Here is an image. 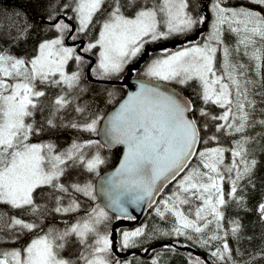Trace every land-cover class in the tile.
<instances>
[{"label": "snow or ice", "instance_id": "1", "mask_svg": "<svg viewBox=\"0 0 264 264\" xmlns=\"http://www.w3.org/2000/svg\"><path fill=\"white\" fill-rule=\"evenodd\" d=\"M249 2L259 10L229 6L226 0H72L62 7L71 8L74 17L67 19L74 18L77 27L58 20L51 25L55 38L38 42L32 56L14 55L6 47L27 39L28 24L17 23L19 14H0V264H121L107 227L113 214L134 219L129 205L153 201L181 173L176 190L156 208L162 220L173 219L170 233L162 234L214 248L213 261L195 257L186 264H254L253 254L241 262L228 243L241 238L240 221L223 227L228 205L224 184L230 185L227 195L242 207L238 190L244 181L251 183L258 163L249 145L264 138V0ZM49 18L55 19L52 12ZM97 24V37L79 52L66 45ZM206 24L202 39L197 32L188 46L165 48L151 58L144 70L147 79L110 115L79 103L86 91L81 87L83 69L90 63L85 54L97 55L89 70L98 78L118 77L147 53V45ZM226 34L234 36V48L226 43ZM237 55L247 63L237 61ZM70 62L76 70L69 69ZM167 84L193 88L204 106L197 110ZM210 106L222 111L214 114ZM69 110L79 119L70 118ZM61 125L102 132L103 142L74 141L63 151L53 142H33L45 129ZM257 128L261 132L255 133ZM222 137L230 138L229 147L220 144ZM213 142L217 146H207ZM113 146H123L122 157L110 175L102 176L107 158L101 149ZM193 158L198 164L190 167ZM75 168L99 178L98 183L66 182ZM80 195L93 202L102 195L104 205L85 207L80 218L63 228L43 226L39 217L48 211L47 202L53 203L52 212L66 216L81 212ZM258 212L264 219V203ZM147 231L144 225L122 232L120 249L135 247ZM24 237L29 239L20 243ZM152 264H159L158 259Z\"/></svg>", "mask_w": 264, "mask_h": 264}, {"label": "trees", "instance_id": "2", "mask_svg": "<svg viewBox=\"0 0 264 264\" xmlns=\"http://www.w3.org/2000/svg\"><path fill=\"white\" fill-rule=\"evenodd\" d=\"M8 0H0V14L12 17L16 14H19L21 17L20 20L17 21L18 24H28L30 31L27 32V39L22 40L15 47L8 45L12 54L17 56H32L35 54V49L38 45V42L43 39H49L56 35L54 29L51 28L49 22L55 21L58 17L63 19L64 17H74V13L71 8L65 9L63 8V4L72 3V0H10L7 4ZM226 2L229 6H240L244 5L254 10H259V7L251 4L249 0H228ZM210 5V4H209ZM52 12L55 16V19L49 18V13ZM210 16V11H209ZM71 21L75 23V19L73 18ZM99 29V25L97 24L95 28H93L89 33L84 34L86 38V44L93 41V39L97 36ZM206 31V26H203V29H197L196 32L190 33L188 35H180L174 36L168 40H161L146 46L147 53L141 56L138 60H135L133 63L138 65V68L135 73H130L131 68L135 67L133 63L129 65L127 70H125L119 78H111L109 80H125L131 77H138L140 70L143 66L147 65V63L156 56L162 54L163 49L167 48L172 51L178 50L181 47L188 45V41L196 39V33L201 32V39L206 34L202 32ZM226 43L230 48L235 47V38L232 34H226L225 36ZM95 56V55H94ZM235 59L239 62L247 63L246 57H240L237 55ZM87 67V66H86ZM82 86L86 89L82 97L79 99V103L88 104L92 111H99L101 114H106L110 109H112L117 102L124 96L125 87L120 84H105L100 82H92L87 79L86 76V68L85 75ZM180 91H182L194 104L195 108L198 110L200 107L204 105L201 103L199 96L193 90V88H183L177 85H173ZM113 93V96H109L108 93ZM52 93H49L51 96ZM211 111L214 114H219L222 110L218 107L210 106ZM70 118L79 119V117L75 113H71L69 110ZM43 115L38 114L37 120L42 122ZM257 118H259V113H257ZM261 132V129L257 128L255 133ZM97 140V134H91L87 132H83L77 129H73L70 127H65L61 125L58 129L49 130L45 129L38 136L33 137V142H53L57 145L58 149L63 151L67 147L71 145L74 141L83 142L85 140ZM230 138L222 137L220 140V144L224 147H229ZM208 147L217 146L215 142L207 145ZM205 145L203 143L200 144L199 149H203ZM261 148H264V138H261L260 143L249 145V150L254 152L255 158L257 160V166L255 168L254 175L252 177L251 183L247 181L243 182V186L238 190L237 195L244 197L243 206H238V202H234L227 194L230 189V185L228 183L224 184V192L225 198L228 200V205L225 207V220L223 221L224 229H228L231 226V221L239 220L242 229H241V238L237 241L235 239L229 238L228 243L230 246L234 248V256L241 260H247L249 258V254H253L255 256L254 264H264V252L261 250L264 249V219H261L258 206L261 203H264V151H260ZM102 155L107 158V163L102 166L101 172L109 170L113 168L121 155L122 148L116 147L112 150L109 149H101ZM230 162V154L226 153V163ZM198 164V160L194 158L191 162V166H195ZM184 175V173L172 184L167 186L165 190L160 195L156 204L147 212L143 221L135 226L128 227L122 224V219H116L115 215H113L112 221L108 224V231L112 234L114 230L115 233L120 237L122 230L136 228V226L147 225L148 231L151 235H160L162 232H166L171 230L173 227V219L171 216H168L167 219L162 220L156 214V208L162 207L161 201L167 199V197L176 190V185L180 178ZM65 181L68 183L72 182H80L84 183L91 180L93 183L95 182L96 177L92 176L84 172L81 168H75L70 171L69 175L66 176ZM80 202L82 204V210L79 213H73L69 215H62L58 213L52 212V208L54 207L51 201L47 202L48 211L44 213L43 216L39 217L42 221L43 226L45 228L50 226H57L63 228L65 222L72 223L75 222V219L80 218L84 214L83 209L85 207L90 208L94 203H99L98 200L93 202L89 198L84 197L82 195L79 196ZM44 204V201H41ZM7 211V209H5ZM15 212V210H12ZM25 219H34L25 217ZM124 222V221H123ZM155 230V231H154ZM209 234L211 232L209 231ZM29 238L24 237L20 243H25ZM182 238H164L154 242L144 241L143 238H138L136 241L135 247L133 248H151L153 245H158L156 249L151 250L157 251L165 245H169L168 242L172 241H180ZM183 243V242H182ZM219 241H213L212 244L216 245ZM15 246V245H13ZM184 251H189L196 257H200L203 260L213 261V258L210 255V252L214 250L212 247H193L187 246L183 243L184 248H178ZM186 247H190L191 249H186ZM243 254V256H241ZM125 259V258H124ZM207 260V261H208ZM172 264H175L173 261ZM179 264H185L182 259H179Z\"/></svg>", "mask_w": 264, "mask_h": 264}, {"label": "water", "instance_id": "3", "mask_svg": "<svg viewBox=\"0 0 264 264\" xmlns=\"http://www.w3.org/2000/svg\"><path fill=\"white\" fill-rule=\"evenodd\" d=\"M10 0L7 1V4L9 3ZM59 19V18H58ZM58 19L54 22H52V24L56 23L58 21ZM72 24V27L75 29V25L71 22ZM67 44L68 45H78V52L80 51L81 48H83L86 44V41L84 39H81L79 41H74V42H70V40H66ZM86 55V54H85ZM86 57L90 60V63L86 69V76H87V79L89 81H92V82H100V83H106V84H120V85H123L125 87V94L124 96L117 102V104L112 108L110 109L105 115H110L113 111H115V109L119 106V103L127 97V95L130 93V92H133V91H136L138 89V82L141 81V80H146L147 78H140V77H132V78H128L126 80H122V81H117V80H99V79H96L92 76V73L90 72V68L94 66L95 64V61L96 59L93 57V56H90V55H86ZM167 88H172L178 92H180L183 96L187 97L182 91H180L179 89H177L176 87H174L173 85H170V84H167L166 85ZM188 98V97H187ZM189 99V98H188ZM103 125V122H101V126ZM97 137H98V140H100L101 142H103V135H102V132L100 134H97ZM200 146V145H199ZM116 147H121L122 148V152H121V155H120V158L117 162V164L109 169V170H106V171H103L101 172V175L102 176H105V175H110L112 171L115 170V168L118 166L119 162H120V159L122 157V154H123V146H113L112 148H106V149H109V150H112ZM194 160V158H193ZM192 160V161H193ZM191 161V162H192ZM183 173H181L182 175ZM180 175V176H181ZM180 176H178L175 180H172L170 182H168L163 188L160 189V191L158 193L155 194V199L151 202L145 200L143 202H141L140 204L138 205H129L128 206V214L132 217H134V219H130V221H128L126 223V226L128 227H131L133 225H137L139 224L143 219L144 217L146 216L147 212L156 204V202L158 201L160 195L162 194V192L165 190V188L167 186H169L170 184H172L173 182H175ZM98 180L99 178L96 177L95 179V182L94 183H98ZM98 202L101 206L104 205V197L101 195L99 198H98ZM149 203H151V206H149ZM114 215V214H113ZM128 219V218H126ZM113 233H115V231H113ZM169 245L171 246H177L179 248H184L183 247V243L180 242V241H172V242H168ZM158 245H153L152 248H156ZM189 248V247H187ZM191 249V248H189ZM114 250H117V242H114ZM150 249H147L146 252L143 254V256H147L148 253H149ZM208 260V258H207ZM209 261V260H208Z\"/></svg>", "mask_w": 264, "mask_h": 264}, {"label": "rangeland", "instance_id": "4", "mask_svg": "<svg viewBox=\"0 0 264 264\" xmlns=\"http://www.w3.org/2000/svg\"><path fill=\"white\" fill-rule=\"evenodd\" d=\"M226 2H229V1L226 0ZM209 9H210V5H209ZM210 16H211V13H210ZM64 22H66V21H64ZM76 26H77V24H76ZM205 26H206V31H203L202 33L207 35L209 25L206 24ZM97 35H98V33H97ZM55 36H53L52 38H55ZM186 46H188V45H186ZM186 46H184V47H186ZM93 54L95 55L94 57L97 60V55L95 53H93ZM219 61H220V54H218V57H217L218 64H219ZM95 63H96V61H95ZM133 65H135V67H133V68H131V66L129 67V65H128V67L130 68V71H131L130 73H132V74L135 73L136 70H137V68H138V65L136 63H133ZM86 66L83 69L84 74H85V68H86ZM94 66H95V64H94ZM145 68H146V65L143 66V68L140 70V72L138 74L139 75L138 77H140V78H146L144 76V70H145ZM69 69L70 70H76V65L74 63L70 62ZM125 70H127V68ZM92 75H93V77H95L96 79H99V80H109V79H111V78L100 79L95 74L92 73ZM121 75H122V73L118 77H112V78H119ZM170 85H175V84H170ZM81 87L84 88V86H82V85H81ZM138 227H141V224L138 225V226H136V228H138ZM136 228L124 229V230H122V232H124V231H134ZM170 231L171 230H168L166 232H169L170 233ZM162 233H160V235H151L150 232L147 231L146 238H143V240L144 241H147V242H150V241L151 242H154V241H157V240H160V239H164V238H178L175 235L169 234V235L165 236ZM114 234L115 233L112 232V237H113V252L114 251L116 252V251H118V248H119L121 235H120L119 239H117L116 235H114ZM179 238H182L181 239L182 242L185 243L187 246L201 247L198 243H196L194 241H188L183 236H180ZM114 242H117V250H114ZM195 257L196 256H194L189 251H184V250H181V249H177V248H175L174 246H171V245H165L162 248H160L159 250L154 251L147 258H144V257H141V256H133V257H130V258H127V259H119V261L121 262V264H129V262H130V264H152L153 259H158L159 264H172L173 261L175 262V264H179V259H182L185 262V264H186V262H189L190 261V258H195ZM200 259L203 260L202 258H200Z\"/></svg>", "mask_w": 264, "mask_h": 264}, {"label": "flooded vegetation", "instance_id": "5", "mask_svg": "<svg viewBox=\"0 0 264 264\" xmlns=\"http://www.w3.org/2000/svg\"><path fill=\"white\" fill-rule=\"evenodd\" d=\"M81 39H84L85 41H86V38H85V36H84V34H79V38H78V40H81ZM77 40V41H78ZM70 42H74V41H71L70 40ZM65 43L67 44V42L65 41ZM68 45V44H67ZM69 46H72V45H69ZM75 46H77V51H78V45H75ZM85 46H86V44H85ZM84 46V47H85ZM86 55H90V56H93L94 57V54L93 53H88V54H86ZM95 58V57H94ZM90 61V60H89ZM89 65V64H88ZM87 65V66H88ZM87 68V67H86ZM93 76V75H92ZM95 78V77H94ZM117 81H122V79L121 80H117ZM124 221V222H123ZM128 221H130V219H125V218H123V220H122V224L123 225H126V223L128 222ZM143 221V220H142ZM141 221V222H142ZM140 222V223H141ZM133 226H135V225H133ZM132 227V226H131ZM114 231V230H113ZM112 231V232H113ZM114 235H116V237H117V239H119V236L115 233ZM147 249H150V251H149V253H148V255L147 256H143V254L146 252V250ZM154 249H156V248H154ZM153 249V250H154ZM153 250H151V248H145V249H141V248H133V249H130V248H128V249H125V250H121L120 249V247L118 248V251H114V253H115V256L118 258V259H127V258H130V257H133V256H141V257H144V258H147V257H149L154 251Z\"/></svg>", "mask_w": 264, "mask_h": 264}, {"label": "bare ground", "instance_id": "6", "mask_svg": "<svg viewBox=\"0 0 264 264\" xmlns=\"http://www.w3.org/2000/svg\"><path fill=\"white\" fill-rule=\"evenodd\" d=\"M9 2H10V1H9ZM58 18H59V19H58ZM58 18H57V19L60 20V17H58ZM57 19H56V20H57ZM56 20H55V21H56ZM63 20L66 21V23H69V24H71V22H72V23L75 25V28L77 27V26H76V23H74V22L71 21V20H68V19H67L66 17H64V16H63ZM53 22H54V21H53ZM49 24H52V22H49ZM71 25H72V24H71ZM78 41H79V40H78ZM6 47H7V46H6ZM87 67H88V66H87ZM86 69H87V68H86ZM105 84H106V83H105Z\"/></svg>", "mask_w": 264, "mask_h": 264}]
</instances>
